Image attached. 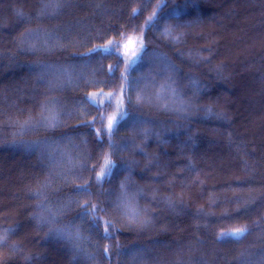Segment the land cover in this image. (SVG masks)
<instances>
[{"label": "trees", "instance_id": "16d2710c", "mask_svg": "<svg viewBox=\"0 0 264 264\" xmlns=\"http://www.w3.org/2000/svg\"><path fill=\"white\" fill-rule=\"evenodd\" d=\"M0 264H264V0H0Z\"/></svg>", "mask_w": 264, "mask_h": 264}, {"label": "snow or ice", "instance_id": "6c2138e0", "mask_svg": "<svg viewBox=\"0 0 264 264\" xmlns=\"http://www.w3.org/2000/svg\"><path fill=\"white\" fill-rule=\"evenodd\" d=\"M151 20V18H150ZM120 45L119 44H116L114 42H110L107 46H104V47H101V48H93L91 51L92 52H97L101 55H104V56H107L109 54H112V53H115L118 57L120 56V53L117 52V48H119ZM141 51L143 50L142 49V46H141ZM139 60V55H137L136 53H133V59L130 60L127 64V67H126V71L130 68L133 67V65ZM173 69H174V66H172ZM110 71H112V69L110 68ZM123 88L121 89V103L123 102ZM114 99V94H110L108 97H107V102L109 104V106H111V103H112V100ZM129 102H131V97H128L127 98ZM144 99V97L141 95V96H138L137 97V103H140L142 102ZM88 101L89 103L91 104H96L97 107H99L98 103H97V100H96V97L95 96H90L88 97ZM118 115L117 116H113L111 117L109 120H108V123H107V128H106V132L107 134L111 135V133L115 130V125L117 123H119V120L121 118H123L125 115H127L126 112H124L123 110L120 109L119 105H118ZM50 126H54V125H50ZM98 134H99V131H98ZM112 167V162L109 158H105V165H104V168L101 170L99 176L97 177L98 181L99 179H101L103 176H106L108 175V171L111 169ZM123 187V185H122ZM87 189L85 188V191ZM93 207V210L94 209V206ZM109 227H112V224H111V221H107L106 222V226H105V235H108V232H107V228ZM247 232V228H244V227H241V228H236L234 230H231V231H228V232H223L221 233L219 236H218V239L219 240H225V239H240L242 238Z\"/></svg>", "mask_w": 264, "mask_h": 264}, {"label": "rangeland", "instance_id": "374dc122", "mask_svg": "<svg viewBox=\"0 0 264 264\" xmlns=\"http://www.w3.org/2000/svg\"><path fill=\"white\" fill-rule=\"evenodd\" d=\"M123 46V48L125 49H129V50H132L135 52V49H136V43L133 41V40H127L125 41L124 43L121 44Z\"/></svg>", "mask_w": 264, "mask_h": 264}]
</instances>
